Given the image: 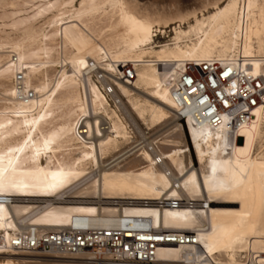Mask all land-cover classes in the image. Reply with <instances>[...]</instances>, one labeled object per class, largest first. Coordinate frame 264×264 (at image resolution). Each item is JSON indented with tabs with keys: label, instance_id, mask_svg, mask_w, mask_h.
<instances>
[{
	"label": "bare ground",
	"instance_id": "1",
	"mask_svg": "<svg viewBox=\"0 0 264 264\" xmlns=\"http://www.w3.org/2000/svg\"><path fill=\"white\" fill-rule=\"evenodd\" d=\"M0 7L12 9L0 12V195L10 200L0 203V241L10 244L30 229L62 231L73 221L83 223L82 216L123 213L149 216L161 230L198 235V246L160 248L162 260L204 257L206 264H239L238 253L251 251L252 264L264 263V117L259 110L235 139L225 118L218 128L175 118V128L165 140L158 133L157 147L149 150H133L130 132L157 134L151 129L174 115L169 65L242 57L253 75L264 77V0H215L206 14L193 10L174 18L153 17L134 0H0ZM175 22L170 42L153 46L154 33ZM6 30L19 35L9 37ZM88 60L105 70L121 63L134 66L130 85L116 82L114 108L82 77ZM56 65L59 69L49 75ZM21 68L36 93L28 104L11 100L10 78ZM119 110L133 126L140 123V130L126 127ZM103 121L107 127L101 130ZM77 126L83 130L76 131ZM110 153L119 154L104 163ZM177 197L206 200L207 209L157 204ZM20 254L0 250V255ZM67 257L84 261L67 264H102L87 254Z\"/></svg>",
	"mask_w": 264,
	"mask_h": 264
},
{
	"label": "built area",
	"instance_id": "2",
	"mask_svg": "<svg viewBox=\"0 0 264 264\" xmlns=\"http://www.w3.org/2000/svg\"><path fill=\"white\" fill-rule=\"evenodd\" d=\"M10 64L15 56L10 54ZM12 59V60H11ZM237 57H209L204 60L183 61L177 67L167 66L169 89L176 104L174 118L188 121L193 126L208 125L218 128L225 118L229 136L235 139L240 128L254 118L259 110L264 117V77L253 75L251 63ZM24 68L17 69L10 78L11 100L28 104L36 96L26 83ZM85 82L93 83L114 107L117 102L116 82L130 85L135 77L133 65L118 64L110 70L88 60L82 69ZM1 98V97H0ZM3 103L0 99V107ZM105 122V123H104ZM106 129L107 122L99 125ZM83 130L77 126L76 131ZM132 149H155L159 134L144 129L142 135L130 130ZM82 134L81 132H78ZM149 144V145H148ZM148 145V146H147ZM7 196L0 195V203L8 204ZM143 202V207L148 206ZM159 207H197L207 209V201L172 198L157 203ZM83 223L72 222L62 231L39 232L35 229L24 235H16L10 244L0 241L5 252H58L67 256L87 254L88 260L102 264H206L204 257L184 260H162L158 250L165 246H198L195 232L161 230L152 224L149 216H125L115 213L109 217L82 216ZM244 264H252L248 261ZM209 264H216L210 260ZM242 264V263H241ZM264 264V263H263Z\"/></svg>",
	"mask_w": 264,
	"mask_h": 264
},
{
	"label": "rangeland",
	"instance_id": "3",
	"mask_svg": "<svg viewBox=\"0 0 264 264\" xmlns=\"http://www.w3.org/2000/svg\"><path fill=\"white\" fill-rule=\"evenodd\" d=\"M134 1L136 3L137 7L144 9L145 11H147V13L151 14L153 17L159 16V15H162V16H168L169 15L168 17L174 18L177 15L186 14V13H189L193 10H195L196 13H198L199 11H202L204 14H206L207 12L211 11V4L215 0H134ZM218 1H221V0H218ZM139 4H142V5H139ZM205 5H207L206 9H204ZM11 10L12 9H10V8L4 9L3 7H0L1 13L3 11L9 12ZM106 10H108V9H106ZM189 21L191 23V20H189ZM42 22L43 21L37 22L35 24V27L40 26L42 24ZM101 24H103V23L98 24V26H100L99 28L104 27L103 26L104 24L103 25H101ZM174 27H177L176 22L171 24L169 27H166L164 29H160V32H155L154 33L155 36H153V40H152L153 41L152 45L153 46H159V45H162L164 43L170 42L169 39H170V37L173 36V30L172 29ZM180 27L182 29H184V27L186 28V24L180 25ZM6 32H7V35L9 37H12V38L19 35L18 32H11L9 30H6ZM58 69H59L58 65H56L55 67L51 68L48 71V74L53 75L54 72L57 71ZM112 108H114V107H112ZM118 113L126 121V127L129 126V129H133L132 128L133 125L131 124L130 120H128L124 116V114H121L120 110L118 111ZM177 121H178L177 119H175V118H173V116H171V118L169 119V121H167L166 124L157 126L156 128H153L151 130H155L157 133H160L162 135L159 138L161 141V139L164 137L165 134L169 133L171 131V129L175 128V127H172V125H174ZM141 126L142 125H140V123H139L138 127H135V126H133V127L136 128L137 130H140ZM144 126L146 127V125H144ZM169 127H171V128L169 129ZM165 138H163L162 140H165ZM180 140H181V143L184 142V137L181 135H180ZM127 144L123 145L124 149H126L127 147H130ZM165 149L166 148L164 146L160 147V150H162V151H164ZM117 154H119V153H110L103 160L104 163L107 162L108 159H110L111 157H113ZM186 156H187V161H188V158L191 159L190 155L188 156V153H186ZM123 163L124 162H121L120 165H122ZM238 255L239 256L236 257V259H238V260H236V263L239 262V264H241V263L244 264L243 262L247 263L248 261H250L253 253L251 251H249V252L247 251V252L238 253ZM5 259H11L13 262H16L17 264H67L69 261H76L79 263L84 262V261H81L80 259H75V258L67 257V256H61L59 254L54 255L53 253H39V252H21V254L18 256L0 255V262L4 261Z\"/></svg>",
	"mask_w": 264,
	"mask_h": 264
}]
</instances>
